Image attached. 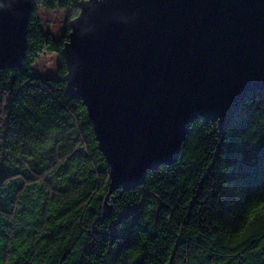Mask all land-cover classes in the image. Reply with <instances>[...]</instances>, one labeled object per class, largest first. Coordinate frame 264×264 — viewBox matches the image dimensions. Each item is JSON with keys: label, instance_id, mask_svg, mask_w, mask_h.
Here are the masks:
<instances>
[{"label": "trees", "instance_id": "trees-1", "mask_svg": "<svg viewBox=\"0 0 264 264\" xmlns=\"http://www.w3.org/2000/svg\"><path fill=\"white\" fill-rule=\"evenodd\" d=\"M83 1L35 0L21 67L0 71V264H264V242L236 257L216 243L238 192L264 185V91L225 129L193 122L173 163L112 185L61 57ZM38 7L70 9L59 39L43 33ZM43 51L61 60L55 79L31 73Z\"/></svg>", "mask_w": 264, "mask_h": 264}, {"label": "water", "instance_id": "water-1", "mask_svg": "<svg viewBox=\"0 0 264 264\" xmlns=\"http://www.w3.org/2000/svg\"><path fill=\"white\" fill-rule=\"evenodd\" d=\"M34 4L0 0V71L21 67ZM80 6L61 57L112 185L134 187L173 163L193 122L225 129L249 92L264 91V0Z\"/></svg>", "mask_w": 264, "mask_h": 264}, {"label": "clouds", "instance_id": "clouds-1", "mask_svg": "<svg viewBox=\"0 0 264 264\" xmlns=\"http://www.w3.org/2000/svg\"><path fill=\"white\" fill-rule=\"evenodd\" d=\"M236 200L228 219L216 223L217 245L234 257L241 255L251 242H264V185L238 192ZM132 255L135 257L138 253Z\"/></svg>", "mask_w": 264, "mask_h": 264}, {"label": "rangeland", "instance_id": "rangeland-1", "mask_svg": "<svg viewBox=\"0 0 264 264\" xmlns=\"http://www.w3.org/2000/svg\"><path fill=\"white\" fill-rule=\"evenodd\" d=\"M70 9L47 10L37 8V16L40 26L45 34H50L53 39H59L65 29V19ZM61 60L55 53L42 52L37 56V60L31 66V73L39 78L58 77V69Z\"/></svg>", "mask_w": 264, "mask_h": 264}]
</instances>
